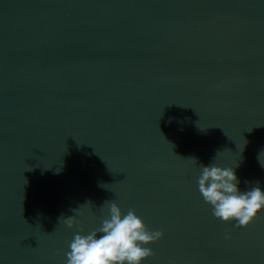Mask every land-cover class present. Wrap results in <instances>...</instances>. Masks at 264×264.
<instances>
[{
  "label": "water",
  "instance_id": "water-1",
  "mask_svg": "<svg viewBox=\"0 0 264 264\" xmlns=\"http://www.w3.org/2000/svg\"><path fill=\"white\" fill-rule=\"evenodd\" d=\"M259 156L264 0H0V264H66L112 200L163 232L141 264H264V209L235 227L197 184L264 191Z\"/></svg>",
  "mask_w": 264,
  "mask_h": 264
},
{
  "label": "clouds",
  "instance_id": "clouds-1",
  "mask_svg": "<svg viewBox=\"0 0 264 264\" xmlns=\"http://www.w3.org/2000/svg\"><path fill=\"white\" fill-rule=\"evenodd\" d=\"M188 159L196 163L195 158ZM258 159L264 167L260 156ZM200 169L198 190L216 218L223 222L234 220L235 227H246L264 209V191L259 186L241 191L234 168H221L211 163L201 164ZM25 170L31 169L26 167ZM104 205L108 206V215L100 226L87 234H81V228L74 235L69 244L70 251L66 253V264H141L153 256V250L146 245L162 238L163 232L150 230L134 209L124 214L114 200L106 201ZM72 211L75 215L60 217L69 228L79 223L76 216L80 214V208ZM229 238L226 233L225 239Z\"/></svg>",
  "mask_w": 264,
  "mask_h": 264
}]
</instances>
